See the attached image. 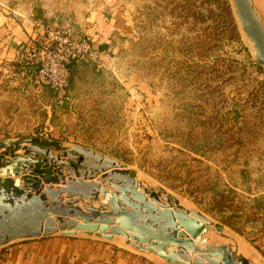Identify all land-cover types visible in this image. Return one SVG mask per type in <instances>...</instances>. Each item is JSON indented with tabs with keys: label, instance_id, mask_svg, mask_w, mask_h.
<instances>
[{
	"label": "rangeland",
	"instance_id": "1",
	"mask_svg": "<svg viewBox=\"0 0 264 264\" xmlns=\"http://www.w3.org/2000/svg\"><path fill=\"white\" fill-rule=\"evenodd\" d=\"M224 1L237 31L218 22L219 11L215 19L200 11L208 0H0L34 13L37 46L59 32L99 53L97 64L73 69L63 106L15 62L0 67V142L18 144L8 158L42 167L51 160L34 148L92 150L161 199L203 214L264 264V68ZM254 1L264 21V0ZM34 168L20 173L28 192L43 176ZM57 236L66 235L41 239Z\"/></svg>",
	"mask_w": 264,
	"mask_h": 264
},
{
	"label": "water",
	"instance_id": "2",
	"mask_svg": "<svg viewBox=\"0 0 264 264\" xmlns=\"http://www.w3.org/2000/svg\"><path fill=\"white\" fill-rule=\"evenodd\" d=\"M232 1L254 46V57L264 68V21L255 1ZM17 147L0 142V152L7 151L0 155V248L64 234L113 239L168 264H253L246 255L253 253L241 249L236 238L203 214L182 208L171 196L161 199L150 192L118 161L78 146L58 156L34 148L51 162L30 166L8 158ZM28 166L35 167L36 173L50 168L55 176L49 180L40 176L34 191H25L19 177Z\"/></svg>",
	"mask_w": 264,
	"mask_h": 264
},
{
	"label": "crops",
	"instance_id": "3",
	"mask_svg": "<svg viewBox=\"0 0 264 264\" xmlns=\"http://www.w3.org/2000/svg\"><path fill=\"white\" fill-rule=\"evenodd\" d=\"M33 14V12L20 13L8 7H0V67L5 66L7 69L17 60L20 53L34 49L38 45L36 43H39L41 38L39 30L42 26L31 20ZM18 16L22 17L23 22H18ZM35 26L41 29L35 31ZM93 48L96 49L94 45ZM4 152L5 150L0 154ZM41 172L47 180L55 176L50 168L43 169ZM100 178L99 176L95 182L98 183ZM53 188L57 190L58 186ZM99 198L102 196L100 195ZM0 264L168 263L156 255L142 253L132 246L123 245L113 239L66 235L14 243L0 251Z\"/></svg>",
	"mask_w": 264,
	"mask_h": 264
},
{
	"label": "built area",
	"instance_id": "4",
	"mask_svg": "<svg viewBox=\"0 0 264 264\" xmlns=\"http://www.w3.org/2000/svg\"><path fill=\"white\" fill-rule=\"evenodd\" d=\"M53 43H40L20 53L14 70L36 87H47L55 95L58 106L68 98L70 67L78 62H95L99 53L89 40H71L59 32L49 33ZM30 75V76H29Z\"/></svg>",
	"mask_w": 264,
	"mask_h": 264
},
{
	"label": "trees",
	"instance_id": "5",
	"mask_svg": "<svg viewBox=\"0 0 264 264\" xmlns=\"http://www.w3.org/2000/svg\"><path fill=\"white\" fill-rule=\"evenodd\" d=\"M201 12L203 13H208L210 14V18L215 19L217 16L215 13L217 11L220 12V21L222 25H226V27H229V30L231 28H235V31H237V28L235 27V21L232 16V11L230 7L228 6V3L226 1L221 2V0H208V2H205L201 8H199ZM98 62H78V63H73L72 66L70 67V77H69V85L71 82V76L73 69L75 67H80L82 65H93L97 64ZM260 70V69H259ZM69 90V88H68Z\"/></svg>",
	"mask_w": 264,
	"mask_h": 264
},
{
	"label": "bare ground",
	"instance_id": "6",
	"mask_svg": "<svg viewBox=\"0 0 264 264\" xmlns=\"http://www.w3.org/2000/svg\"><path fill=\"white\" fill-rule=\"evenodd\" d=\"M257 4V3H256ZM258 6V5H257ZM258 8H259V6H258Z\"/></svg>",
	"mask_w": 264,
	"mask_h": 264
}]
</instances>
